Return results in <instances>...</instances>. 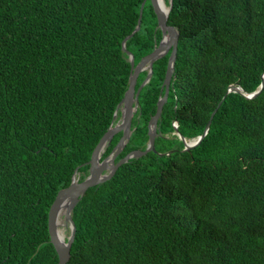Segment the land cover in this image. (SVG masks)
<instances>
[{
  "label": "trees",
  "instance_id": "trees-1",
  "mask_svg": "<svg viewBox=\"0 0 264 264\" xmlns=\"http://www.w3.org/2000/svg\"><path fill=\"white\" fill-rule=\"evenodd\" d=\"M139 17L124 43L135 64L162 37L150 0H0V264H58L48 208L120 118L122 40ZM167 21L178 41L156 152L80 197L67 264H264V85L227 91L262 81L264 0H172ZM168 57L153 62L115 162L146 147ZM208 122L185 150L176 133L192 140Z\"/></svg>",
  "mask_w": 264,
  "mask_h": 264
},
{
  "label": "water",
  "instance_id": "water-1",
  "mask_svg": "<svg viewBox=\"0 0 264 264\" xmlns=\"http://www.w3.org/2000/svg\"><path fill=\"white\" fill-rule=\"evenodd\" d=\"M151 6L157 18V25L161 29L162 37L153 50L144 55L136 64L134 62V55L132 52L126 50L125 40L131 36L140 27V17L143 3L140 8V17L134 30L128 34L122 40V49L128 54V60L130 62V73L128 76V85L124 92V95L120 102L117 104L113 120L116 118L117 112L120 111V118L115 124L109 125L107 130L100 137L99 141L95 145L89 163V173L83 180H78L76 170L72 174L71 182L59 189L48 208L47 226L50 237V242L53 244L57 256L58 264H67L70 258V248L74 239L75 224L71 215V211L75 204L85 191L96 184H99L105 180L110 179L115 173L116 169L129 158L139 157L149 151L156 152L154 141L157 135V121L161 114L162 107L167 99L168 89L171 81L172 72L174 69V63L176 58V49L178 41L177 29L168 23V13L171 8L172 0H168V3L164 0L165 11L158 7L157 0H150ZM169 52V57L166 65L164 78L162 81V88H164L163 94L159 95L155 113L150 117L147 124L148 139L146 147L144 149L134 148L115 162L116 156L121 152L128 142L132 128L131 121L134 112L138 107V95L141 88L148 82L152 73V65L155 60L163 57ZM143 70H147V74L140 85L136 88L137 77ZM264 85V73L262 74V81L258 88L250 93H244L239 86L229 85L227 91H235L243 94L246 98H253L260 93ZM209 122L207 123L204 132L192 140H186L180 133H176L184 142V149L189 150L200 142L204 134L207 132ZM175 129L177 123L174 124ZM121 132V136L114 146L112 151L101 159V154L104 152L105 147L111 140L114 134ZM161 154V153H158ZM62 210V211H61ZM61 211L62 217L58 222L59 214ZM63 220V223H62ZM68 227V235L63 238L59 234V226Z\"/></svg>",
  "mask_w": 264,
  "mask_h": 264
},
{
  "label": "bare ground",
  "instance_id": "bare-ground-1",
  "mask_svg": "<svg viewBox=\"0 0 264 264\" xmlns=\"http://www.w3.org/2000/svg\"><path fill=\"white\" fill-rule=\"evenodd\" d=\"M157 3H158V7L165 11V5H164V0H157ZM62 211V210H61ZM61 211H60V214H59V218H58V222H60V217H61ZM59 234H60V237L63 238L64 237V233L61 231V229L59 228Z\"/></svg>",
  "mask_w": 264,
  "mask_h": 264
},
{
  "label": "rangeland",
  "instance_id": "rangeland-1",
  "mask_svg": "<svg viewBox=\"0 0 264 264\" xmlns=\"http://www.w3.org/2000/svg\"><path fill=\"white\" fill-rule=\"evenodd\" d=\"M61 217H62V215H61ZM62 223H63V220H62ZM59 228L64 233V236H67L68 235L69 232H68V227L67 226L61 225V226H59Z\"/></svg>",
  "mask_w": 264,
  "mask_h": 264
},
{
  "label": "built area",
  "instance_id": "built-area-1",
  "mask_svg": "<svg viewBox=\"0 0 264 264\" xmlns=\"http://www.w3.org/2000/svg\"><path fill=\"white\" fill-rule=\"evenodd\" d=\"M175 123H176V122H175ZM175 123H174V124H175Z\"/></svg>",
  "mask_w": 264,
  "mask_h": 264
}]
</instances>
